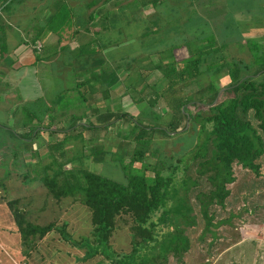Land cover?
I'll list each match as a JSON object with an SVG mask.
<instances>
[{
    "label": "trees",
    "instance_id": "16d2710c",
    "mask_svg": "<svg viewBox=\"0 0 264 264\" xmlns=\"http://www.w3.org/2000/svg\"><path fill=\"white\" fill-rule=\"evenodd\" d=\"M238 1L173 0L170 7L173 13L164 21L169 23L168 31L182 35L188 25L194 28V22L202 24L195 27L198 34H191V29L187 31L189 37L184 34L180 39L179 47L184 46L187 55L180 59L173 55L170 63L164 65L157 61L151 63V60L142 62L139 69L142 67L144 71L139 72L151 73L150 82L126 83L127 89L132 90L130 99L137 102L144 99L141 94L144 88L137 93L138 86H149L161 77L165 79L161 94L157 91L159 100L151 103L156 108L171 110L165 122L149 125L148 121H141L129 112L107 109L91 119H86L87 110L76 114L63 109L57 119L47 115L52 105L29 108L27 119L16 127L0 122L2 179L9 176L20 158L19 164L25 166L19 173L22 180L37 179L56 200L71 196L87 207L90 233L77 241L84 247L83 259L99 255L107 264H165L171 256L180 261L190 245L186 229L197 224V217L203 221L201 236L208 232L215 237L213 229L226 220L213 222L210 206L224 205L229 194L226 184L234 180L233 163L258 174V159L264 152V42L254 38L239 42L238 38L243 36L239 32L241 24L235 22L234 26L228 21L236 17L244 19L241 13L245 10L239 13ZM152 2L165 5L166 0ZM187 6L191 7L193 19L189 18L191 14L187 16ZM204 6L215 9L217 23L209 21ZM257 6V13L261 12L263 17L257 16L255 9L250 14L260 29L264 27V5L258 3ZM157 18L153 16V25ZM65 19L64 16L63 24ZM72 23L70 18L69 25ZM212 25L214 29L209 27ZM206 27L210 28L207 35L204 34ZM232 29L235 37L238 36V43L245 45L249 52L247 60L225 51ZM218 34L221 36L219 42ZM155 69L159 74H154ZM107 70L108 75L102 82L97 83L96 78L90 82L77 80L75 91L79 100L86 99L88 91L96 92L101 83V91L108 95L118 77L114 69ZM201 74L206 80L197 85L195 78ZM143 78L141 76L142 81ZM164 90L178 95L169 107L164 104ZM203 107L206 108L204 111ZM14 111L10 112L12 117L16 115ZM159 117L154 119L159 121ZM117 122L129 125L126 131H120L114 150L118 154L114 159L120 162L123 170L122 179L101 174L82 162L66 165L83 156L90 162H99L105 143L97 139ZM181 131H192L194 142L173 156L167 155L166 161L158 157V148L149 146L154 133L167 137ZM7 135L14 136V139L10 138L13 142H8ZM87 138L95 142L91 144ZM15 139H18L17 143ZM71 139L80 140L81 149L74 155H68L66 149ZM7 154L10 156L4 158ZM151 154L153 160L149 158ZM18 200V197H12L5 201L23 243L28 244L32 237H42L58 228L54 221L39 224L27 220L17 205ZM119 220L127 222L128 251L117 252L109 243ZM200 262L208 264L204 259Z\"/></svg>",
    "mask_w": 264,
    "mask_h": 264
},
{
    "label": "rangeland",
    "instance_id": "374dc122",
    "mask_svg": "<svg viewBox=\"0 0 264 264\" xmlns=\"http://www.w3.org/2000/svg\"><path fill=\"white\" fill-rule=\"evenodd\" d=\"M238 3L240 5L239 13L245 10L241 13L244 19L236 17L228 21L234 26L236 25L235 22L239 23V25L241 24L239 26L241 28L239 32L240 35L243 36L242 39L241 37L238 38L239 42H242L245 38H254L264 42V33L258 32V30L264 31V27L257 29L258 26L253 22L254 20H251L252 15L250 14L251 10L254 13L255 9V14L257 16L262 15L261 12L257 13L258 6L256 7V5L259 3V0H239ZM249 5L252 7L248 8ZM189 8L191 7L187 6V16L191 14ZM203 10L210 18L209 21H212L213 24L218 22V18L215 16V9H208L204 6ZM151 15L146 14L145 16L147 18L139 19L138 23L136 21L134 22L135 24L128 27V30L133 31L136 26V30L145 32L141 33L143 37L140 42L138 44L133 43V45H124L122 47V50L125 48L128 53L131 51L137 52L138 54L143 53L142 56H135L137 61L133 63V65H136L131 67V73L128 79V81L132 83L139 82L140 84V82H143L144 84V82H150L149 80L153 78V76H150L151 73H140L144 71L142 67L139 69L142 62L148 63V60H151V63L152 61H157L160 65H164L170 63L173 55L175 59L184 57L187 54V50L184 46L179 47V43L182 42L180 39H183L184 34L189 37L187 31L191 29H193L190 31L191 34H198L199 31L196 30L195 27L202 25L200 21L194 22V28L188 25L187 31L184 34L182 33V35H175L172 34L171 31H168V29L170 30V26L168 27L169 23L166 22L165 25H159L160 31H158V26L155 30H149L147 26H152V24H150ZM162 17L166 18V16ZM189 18L193 19L194 17L191 14ZM65 20V23H62L64 36L71 30L68 19L66 18ZM209 27L214 29L213 25ZM209 29L208 27L204 29L205 35L209 32ZM233 32L234 29L230 32L229 45H227L225 51L228 54L242 57L247 60L249 58V52L245 45L242 46L238 43V36L235 37V33ZM217 36H219L217 37V41L219 42L221 36L220 34ZM155 49L158 50L155 51ZM159 49L162 50L160 51ZM13 65L16 66L17 62ZM156 73L159 74L158 69H155L154 74ZM65 74L67 75L68 73ZM138 75L140 77L137 79ZM202 75L203 74L198 75L195 78L198 80L195 81L197 85L204 84L203 80H206V76ZM70 76H72L71 73L68 74V77ZM141 76L145 78H143V81L141 80ZM26 77L28 82L31 83L28 74ZM64 77V82L68 84L72 82L67 76ZM165 81L166 80L161 77L149 86H138V90L136 89L137 93H140L144 88L142 91L143 93H141L144 99L141 101H133V103H131L126 95L121 97L124 111L126 110L133 113L132 115H135L136 118L138 117L141 121H148L149 125L161 121L165 122L171 110H168V108H156L155 105L151 104L153 103L152 101L159 100L157 91L160 93V88L164 85L163 82L165 83ZM222 81L223 80H221V82ZM30 90L31 89L28 90L23 80L15 83L14 94L19 98L29 94ZM61 90L63 91L58 94L64 96L58 97L56 105H49L51 106V110L47 111L48 116L53 115L58 119L60 117V111L63 109L64 112H69L74 109L73 112L76 114L83 111L82 107L88 110V105L85 102L87 98L79 100L80 97H71L67 90ZM54 91L52 85L46 90V97H43L46 103L50 104L49 100ZM116 92L118 93L116 94ZM116 92H111L109 97L104 95L102 99L98 100L95 106L98 108H106V105H109L108 102H111V97L120 95L124 93L125 90L123 89L121 92L118 90ZM126 92L130 94L132 90L127 89ZM144 92L147 95H145ZM162 92L165 98L164 104L168 107L169 104L176 102L178 99V95L176 96L175 93L165 90ZM33 96L36 97L37 94ZM36 98L32 99L25 107H18L20 108V112L16 113L13 117L6 110H0V122H6L8 125L16 127L19 123L27 119V112H30L29 108L37 109V106H45L46 103L43 100L36 101ZM89 104L91 105L90 102ZM201 109L204 111L206 108L203 107ZM158 115L160 116L159 121H156L154 118ZM112 126L113 127H110L106 134L97 139L105 143V151L101 154L102 159L99 162H90L87 157L83 156L80 158L81 160H73L66 165L80 164L82 162L84 165L89 166V168L101 174L116 179H122L123 170L120 166V162L114 159V157L118 156L114 150L120 138V131H126L129 125L128 123L117 122ZM13 137L7 135L8 142H13L10 140V138ZM15 140L17 143L18 139ZM69 141L70 142L66 146L67 154L74 155L78 153L81 149L80 140L71 139ZM86 141L91 142L88 138ZM92 141L95 142L94 139ZM93 142H91V144H93ZM193 142L192 131L176 132L174 134H169L167 137L154 133L149 146L151 148H158L160 150L158 157L166 161L167 155L172 154L173 156L175 152H180L189 148ZM106 149L110 150L106 151ZM109 151H113V153ZM8 156L10 155L7 154L4 158H8ZM149 158L153 160V154H151ZM124 160H126V158H124ZM17 161L20 163V158ZM258 161L260 167L257 175L251 170L241 168L239 164L233 163L234 180L226 184L229 188V194L225 198L224 205L218 206L212 204L210 206V210L214 213L212 218L213 222L219 219H226L213 229L215 237H212L208 232H205L202 236L200 235L203 221L201 218L197 217V224L186 229V234L190 239V245L183 253L182 259L176 261L173 257L169 256L165 264H203L200 262L202 259L208 264H264V152L259 157ZM19 163L18 165L14 164L16 165L15 169H13L5 179L1 177L4 170H1L0 167V264H107L106 260H101V256L99 255L82 258L84 255V247L79 245L77 241L81 236H89L90 233L91 224L89 222V211L87 207L79 201L73 200L71 196L61 197L59 200H56L51 194H48L45 186L37 179L32 181L29 179L22 180L19 173L25 166ZM12 197L19 198L17 205L24 211V216L27 220L39 224L54 221L58 228H53L42 237H32L28 244L23 243L5 201ZM190 197L192 198V195ZM194 211L195 214L198 215L196 209H194ZM126 227L127 222L125 223L119 220L116 229L110 236L109 243L113 250L117 252L128 251L130 248L129 233ZM62 232L65 233L66 237L64 234L62 235Z\"/></svg>",
    "mask_w": 264,
    "mask_h": 264
},
{
    "label": "crops",
    "instance_id": "0c3cea01",
    "mask_svg": "<svg viewBox=\"0 0 264 264\" xmlns=\"http://www.w3.org/2000/svg\"><path fill=\"white\" fill-rule=\"evenodd\" d=\"M259 3L264 5V0ZM172 5L173 0H166L165 5L152 0H0V110L10 113L15 109L16 114L20 112L18 107H25L36 97V101H44L51 85L55 91L50 104L44 101L45 105H56L58 97L62 96L58 94L63 91L61 89L67 90L71 97H79L75 91L77 80L90 82L96 78L97 83L102 82L108 75L107 69H114L118 77L107 97L111 92L127 90L130 69L137 61L135 56L143 53H128L122 47L138 44L144 33L136 30V26L133 31L128 27L145 18L146 14H152L150 24L153 16L158 18L155 25L148 28L155 30L160 23L164 25L162 16L167 18L173 13ZM64 16L68 23L70 18L73 21L65 36ZM15 62L16 66L13 65ZM64 76L72 82H64ZM21 80L31 90L19 98L14 90L15 83ZM98 87L96 92L92 90L85 94L88 110L84 107L82 110L89 112L86 119L95 118L106 109L124 111L121 97L126 95L130 99L126 91L111 97L106 108H98L95 104L104 96L103 84ZM129 102L133 103L131 99Z\"/></svg>",
    "mask_w": 264,
    "mask_h": 264
},
{
    "label": "built area",
    "instance_id": "2783aa9c",
    "mask_svg": "<svg viewBox=\"0 0 264 264\" xmlns=\"http://www.w3.org/2000/svg\"><path fill=\"white\" fill-rule=\"evenodd\" d=\"M37 47L39 46V43L37 42V45H36Z\"/></svg>",
    "mask_w": 264,
    "mask_h": 264
}]
</instances>
